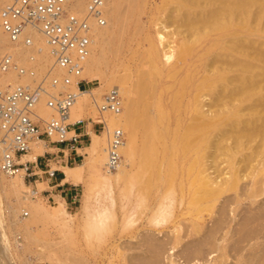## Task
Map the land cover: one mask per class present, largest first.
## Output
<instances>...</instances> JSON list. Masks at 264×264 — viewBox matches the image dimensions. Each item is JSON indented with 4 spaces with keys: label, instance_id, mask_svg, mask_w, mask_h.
<instances>
[{
    "label": "bare ground",
    "instance_id": "6f19581e",
    "mask_svg": "<svg viewBox=\"0 0 264 264\" xmlns=\"http://www.w3.org/2000/svg\"><path fill=\"white\" fill-rule=\"evenodd\" d=\"M0 1L2 9L10 0ZM89 1L69 0L66 11L84 15ZM102 1L105 20L113 25L119 22V29L115 31L112 23L105 27L106 21L98 25L91 20L89 54L81 74L70 85L77 98L67 121L95 118L98 111L106 128L100 134L91 133L90 145L83 149L88 152L85 163L65 167L67 179L81 182L95 162L108 164L117 132L122 133L118 155L121 151L137 160L139 172H151V211L147 219L136 224L135 212L145 207L138 192L139 197L122 206L119 226L120 233L131 238L139 236L140 228L151 227V231L144 229L141 237L142 252L148 255L139 259L136 246L124 250L116 245L104 254L108 264H166L164 253L168 249L173 250L169 264H180V259L184 263L197 260V264L212 253H216L212 261L204 264H223L229 258H234L235 264H264V160H256L264 155V0L153 1L157 3L151 11L155 9L161 18L172 19L175 25L173 32L160 26L155 37L152 33L141 37L133 29L146 0ZM26 35L32 39L31 44L24 37L13 40L0 19V57L10 56L20 69L28 65V60L34 63L37 53L51 65L48 79L64 71L55 67L51 47L43 35L33 28H28ZM143 46L145 49L140 50ZM127 54L135 59L137 77L131 84L130 74L124 73L118 78L120 86L110 88L120 95L119 112L101 110L104 97L96 99L94 94L101 93L105 83L114 79V73L103 79L102 65L112 58L125 62ZM15 65L0 74L1 91L14 84L13 74L18 75ZM26 68L22 76L18 75L20 78L32 76L34 71ZM81 79L99 81L100 85L80 89L76 84ZM133 91L139 92L136 98ZM41 98L36 104L38 114L49 118V109ZM123 130L128 141H124ZM138 133L142 138L139 152L134 146ZM223 152L228 175L219 178L217 158ZM3 153L0 145L1 161ZM122 166L120 160L115 172L106 170L101 176L108 186L111 180L123 178ZM0 172L18 175L19 179L7 184L6 191L27 198L23 194V172ZM108 197L107 205L96 199L93 212L84 207L86 224L99 229L107 226L115 204ZM53 208L56 220L61 214L71 215L64 201ZM40 210L49 214L43 206ZM1 217L0 237L6 240ZM6 242L4 249L9 246ZM175 250L178 254L173 257Z\"/></svg>",
    "mask_w": 264,
    "mask_h": 264
},
{
    "label": "rangeland",
    "instance_id": "374dc122",
    "mask_svg": "<svg viewBox=\"0 0 264 264\" xmlns=\"http://www.w3.org/2000/svg\"><path fill=\"white\" fill-rule=\"evenodd\" d=\"M113 1L118 3L120 0ZM153 1L157 0H146L142 13L136 16L138 22L133 26V29L135 33H141V37L145 33H152V36L155 37L159 27L164 25V31H175V25L172 19L161 18V14L155 11V9L151 11V8L154 7L152 5L158 2L153 3ZM1 6L2 4L0 1V12ZM111 23L112 28L115 26L114 30L116 28L119 29V22H116L117 24L115 23V25H113V22ZM108 24L109 22L106 21L105 27H107ZM133 46L137 47L136 42H133ZM142 49H145V46L140 48V50ZM36 54L37 53H35L36 58L34 63H30L31 60H28L29 63L26 66L20 63L23 67L26 68L28 66L32 72L34 71L33 74H31L32 76L28 79H23V77L20 78L18 75L16 76L13 74L12 80H14V83L20 82L34 85L38 80L41 78L43 79L46 76L51 65L50 63H47V61L44 63L43 57ZM131 58L132 57L128 55L125 62L112 58L109 59L106 64L102 65V71L105 73L103 79L108 77L110 73H114V79H112L109 84L105 83L101 93L94 94L96 99L104 97L112 86H120L118 78L124 73L130 74L129 82L132 84L137 77V71L133 65L135 59ZM22 65L20 67H22ZM59 73V75H53L60 76L64 71ZM74 78L75 77H73V80H75ZM106 81L108 82V80ZM1 85L0 81V88H2ZM99 85V81H89L88 84H85V88L82 89H91ZM62 90L64 89L59 87L55 89L54 92H60ZM138 95V91H133V97L136 98ZM43 100L45 101L44 97ZM44 101L42 102L46 105ZM100 102L101 101L98 103L100 104ZM207 104H211V102L207 101ZM35 108L36 112L39 113L40 111L38 112L36 106ZM91 114L94 115L92 112ZM95 115L96 117L101 118L103 122H93L96 129L95 132L100 134L104 131L103 129L106 128L105 123L101 113L95 111ZM53 116H55V113L49 109V118ZM42 117L44 118V116ZM91 118L92 117L85 118L81 122H92ZM112 128L110 129L112 130ZM91 130L92 129H89V132ZM122 132L124 133V141H128L130 139L129 136L125 130ZM107 140L108 136L105 138L104 146H107ZM90 142L89 138L84 145L89 146ZM134 146L137 152L141 150L142 138L140 133L137 134L134 140ZM45 149V142L42 141L39 143L38 139H36L31 144V152L27 153L26 156H23V160H35V156L39 155L37 153L41 151L40 154H42ZM223 150H225V148L221 151ZM85 156H88L87 151L84 152L81 161L77 164L85 163ZM226 159L227 156L224 152L220 153L217 158L216 167L218 171H216V173L219 174V178L228 175ZM120 160L121 164H123V178L118 182L111 180V186H108L106 181L101 178L102 175L106 174V170H109L106 165L107 163H105L106 161L104 163L95 162L97 165H95V163L94 165L92 164L93 166L86 170L84 179L79 183V191L75 203L69 208H67L65 204L66 210L71 213V215L61 214V217L57 219L58 222L54 217L55 209L53 207L57 206L59 201L63 200L59 198L52 200L42 196L39 191L43 189V185L39 184L36 189L27 178H25L26 186L23 188V194L26 195L25 197L27 198H17L12 193L9 194L10 192L6 190H8L7 184L10 181L17 180L20 177L18 175L12 177L5 176L0 172V217L2 216L1 218L4 220L3 227L6 229L7 233L6 240H4L5 238H3V236L0 237V264H108V256H104V254L106 251H109L110 248L114 250L116 245L121 248L125 247L124 250H133L132 246L134 245L136 246L135 251L137 252L139 259L146 258L145 256L148 255V253L142 252L144 246L142 245L143 240L141 241V237L145 232L144 229L151 231V227L146 226L140 228L139 236L137 238H131L120 233L119 226L123 212L122 206L126 205L136 197H139L137 196L138 192L144 198L145 207L144 209L135 212V215L138 218V223L136 224L147 219L148 213L151 211V172L149 170L139 172L137 170V160L129 159L125 154L121 153V151ZM256 160H258L259 163H262L264 155ZM109 171L115 172L116 168H112ZM32 191H35V193H31ZM108 196L115 200V204L113 206V216L109 220L107 226L99 229L86 224V220L83 218L86 215L83 216L82 214L84 207H87L88 210L91 209V212H93L94 207L96 206V199L99 200V203L107 205L109 203ZM263 197L264 196L261 198ZM226 198L228 197H225L224 199ZM40 205H42L49 214L41 212L40 207L42 208V206ZM237 218H239V216ZM161 235L162 234L160 233L159 236ZM5 242L9 243L7 249H4ZM171 252H173V250L168 249L164 253V262L166 264H169L168 258L171 256ZM175 253L176 254L173 257H176L178 254L176 250ZM214 254L216 253L209 254L208 259L198 260L199 262H197V264H204L205 261L211 262ZM196 261L197 260H193L190 263H184L183 259H180V264H195ZM234 262V258H229V260L223 264H235Z\"/></svg>",
    "mask_w": 264,
    "mask_h": 264
},
{
    "label": "built area",
    "instance_id": "2783aa9c",
    "mask_svg": "<svg viewBox=\"0 0 264 264\" xmlns=\"http://www.w3.org/2000/svg\"><path fill=\"white\" fill-rule=\"evenodd\" d=\"M69 0H10L1 9L0 19L4 31L17 40L24 37L26 43H32L29 36H24L28 28H33L43 35L54 56L55 67H60L64 73L60 76L41 78L36 84L14 83L4 91L0 90V145L4 148L1 169L7 175L24 173L30 179L32 160H23V156L31 150V144L36 139L48 138L56 143H69L77 146L82 134L76 130L81 121L68 123V115L77 93L70 88L73 77L79 76L89 54L91 44V20L98 25L105 24L102 0H90L84 15L66 11ZM13 59L5 55L0 58V74L10 69ZM18 69V75L24 74L23 67ZM89 81L81 79L76 84L85 88ZM62 87L64 90L54 92ZM70 89H69V88ZM41 97L55 116L44 119L35 106ZM101 110L119 112L121 99L118 91L113 88L104 96ZM122 140V133L117 132L111 142L110 159L107 168H116L120 160L117 145ZM56 169L49 168L48 175L53 177Z\"/></svg>",
    "mask_w": 264,
    "mask_h": 264
},
{
    "label": "crops",
    "instance_id": "0c3cea01",
    "mask_svg": "<svg viewBox=\"0 0 264 264\" xmlns=\"http://www.w3.org/2000/svg\"><path fill=\"white\" fill-rule=\"evenodd\" d=\"M93 122H102V119L92 118V122H81L76 128L82 134V139L75 147L69 143H56L48 138H41L45 142L46 149L42 154L37 155L35 160H32L33 176L29 180L36 189L39 184L43 185V189L39 191L42 196L52 200L59 198L65 202L67 208L75 203L80 182L67 179L65 167H74L81 161L84 155L83 149L87 147L84 144L89 138L91 141V133L96 130ZM89 129L92 130L89 132ZM49 168L56 169L55 176L48 175Z\"/></svg>",
    "mask_w": 264,
    "mask_h": 264
}]
</instances>
